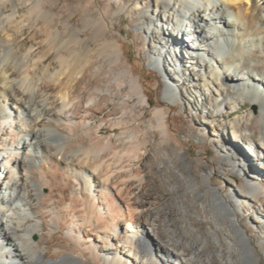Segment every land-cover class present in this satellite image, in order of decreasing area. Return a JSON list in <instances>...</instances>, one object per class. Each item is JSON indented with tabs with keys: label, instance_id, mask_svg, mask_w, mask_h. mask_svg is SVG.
Listing matches in <instances>:
<instances>
[{
	"label": "bare ground",
	"instance_id": "6f19581e",
	"mask_svg": "<svg viewBox=\"0 0 264 264\" xmlns=\"http://www.w3.org/2000/svg\"><path fill=\"white\" fill-rule=\"evenodd\" d=\"M60 1L0 0V264H261L264 0H82L83 29ZM123 14L166 79L164 103L202 97L206 119L178 130L160 107L145 125ZM41 24L37 57L24 30ZM187 67L206 76L185 93ZM248 102L257 113L212 134L215 159L190 156L184 141Z\"/></svg>",
	"mask_w": 264,
	"mask_h": 264
},
{
	"label": "rangeland",
	"instance_id": "374dc122",
	"mask_svg": "<svg viewBox=\"0 0 264 264\" xmlns=\"http://www.w3.org/2000/svg\"><path fill=\"white\" fill-rule=\"evenodd\" d=\"M101 2V0H98ZM128 1H134V0H128ZM81 2H84L82 0H61L58 5L56 6L57 12L63 9L64 7L68 6V9L65 11L64 14V21H67V19L71 18V21L73 22L74 26L76 28L83 29L82 19H83V13L82 10L79 8V5ZM100 5V8H103V5L105 7V3H102ZM11 10V9H9ZM27 8H23L22 12L27 14ZM120 18L125 19L126 21L120 23ZM116 30L117 32H121L119 35L116 33V37L120 41V44L123 45L124 54L128 61V65L133 69L134 75L142 80V85L144 86L143 89L146 91V98L150 100L151 105L141 107L139 103H135V109L137 113H143L144 117L142 118V121L147 125L150 118L152 117V113L157 108H164L166 111L169 108L168 105L164 103V96H165V77L158 71L154 70L151 66H148L145 63V58L139 54L142 52V49L144 45L147 43V40L144 36L138 35V32L136 31V24L132 22V20L126 16L125 14L121 15V17H118L116 19ZM33 26V28H31ZM42 24L35 27L34 25L27 26L24 30V36H26L25 42L28 46L31 45H39V49L36 51V56L40 57L43 55L47 47L46 45L43 46L45 40V34L42 32ZM38 28V29H36ZM41 30V31H40ZM34 36H38V39L35 41L33 39ZM69 36V35H66ZM83 36H91V32L89 30L85 31V34ZM41 42V43H40ZM43 44V45H42ZM44 52V53H43ZM147 58V53L144 55ZM54 55L50 57V61H53ZM144 58V59H143ZM186 75H187V81H185L182 85V90L187 93L190 86V81L193 80L195 82H201L205 79V71L200 70L195 67H187L186 68ZM196 96L194 98H191V100H188L186 105L183 102H180L178 106H175L174 109L170 108L168 109V116H169V126L171 128H174V123L177 125L175 129L182 130L186 128L187 123L195 124L197 121H202L206 119V115L202 114L201 109L197 106V102L202 99V97ZM253 109L252 111L258 112L255 108H252L251 104L248 102L246 104V107L239 108L237 110H231L229 108H226L220 118L214 119L211 121H207L206 127H207V136L205 139L198 141L195 139L184 141V145L190 156H193L192 158L196 159L199 158V156H202L205 160H213L215 159L218 154L216 152V148L213 144V136L212 134L214 131L217 130V126L220 123H227L231 122L233 123L229 129L228 134L231 136L232 131L235 130V126L237 124L236 117L239 114H242L243 116L246 114L248 109ZM181 109H184V113H181ZM228 109V110H227ZM231 110V111H230ZM229 116V117H228ZM107 132H112L111 130H106ZM158 139H161V135H158ZM142 162L138 163L141 164ZM248 174L250 170L248 169L246 171ZM248 176V175H247ZM246 177V176H245ZM239 182L245 183L244 176L236 177ZM253 179V178H252ZM256 182V181H255ZM258 185H260V189L262 190V195L254 198L255 205H262L264 204V179L257 182ZM262 203V204H261ZM245 223L249 224L250 219L247 216H244ZM179 220V218H177ZM259 234V235H258ZM253 246L255 247V250L257 254L261 257V264H264V234L258 230V233L254 235V241Z\"/></svg>",
	"mask_w": 264,
	"mask_h": 264
}]
</instances>
